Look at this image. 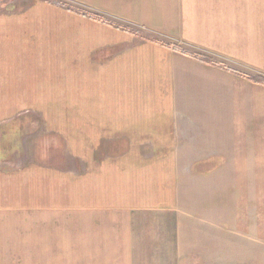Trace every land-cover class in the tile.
Instances as JSON below:
<instances>
[{
	"label": "crops",
	"instance_id": "1",
	"mask_svg": "<svg viewBox=\"0 0 264 264\" xmlns=\"http://www.w3.org/2000/svg\"><path fill=\"white\" fill-rule=\"evenodd\" d=\"M57 1L0 6V124L66 152L0 141V258L20 211L41 264H264V0Z\"/></svg>",
	"mask_w": 264,
	"mask_h": 264
},
{
	"label": "rangeland",
	"instance_id": "2",
	"mask_svg": "<svg viewBox=\"0 0 264 264\" xmlns=\"http://www.w3.org/2000/svg\"><path fill=\"white\" fill-rule=\"evenodd\" d=\"M6 2L10 3V0H0V6ZM22 0H14V3H10L9 6L13 8L20 7ZM16 103L20 104V99H15ZM39 100V99H38ZM3 104V99H2ZM17 104V105H18ZM6 116V115H2ZM16 124L13 129L16 130V134L12 135L13 129L7 124L8 122L2 121L0 124V141H1V155L2 159L6 160L4 163L7 166L16 165L19 167L23 165L27 160L35 158L30 154V151L34 152L36 149V157L47 160L48 162H58L63 159L64 143L58 134L47 132L44 125V119L41 114L23 113L17 114ZM10 128V129H9ZM47 149L50 152H47ZM46 150V151H45ZM47 153V154H46ZM68 161H71V156H66ZM72 162V161H71ZM22 212V211H21ZM18 211L17 221L24 223V217L19 216ZM17 229V244H16V256H2L0 258V264H41L40 259H32L25 257V243L24 232H20ZM19 237L21 239H19ZM3 243V241H2ZM5 253V252H4ZM15 255V254H12Z\"/></svg>",
	"mask_w": 264,
	"mask_h": 264
},
{
	"label": "trees",
	"instance_id": "3",
	"mask_svg": "<svg viewBox=\"0 0 264 264\" xmlns=\"http://www.w3.org/2000/svg\"><path fill=\"white\" fill-rule=\"evenodd\" d=\"M49 1H52V2H54V3H56V4H59V5H66L65 3H63V2H61V1H57V0H49ZM185 53H187V54H190V55H192V56H194V57H196V58H199V59H202V60H205V61H209V62H212V60H210V59H207V58H205V57H203V56H201V55H198V54H192L191 52H188V51H184ZM251 81H253V82H256V83H264V78L263 77H261V76H249L248 77Z\"/></svg>",
	"mask_w": 264,
	"mask_h": 264
}]
</instances>
